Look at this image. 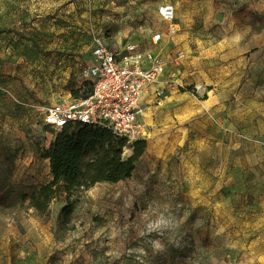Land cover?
Here are the masks:
<instances>
[{
  "label": "rangeland",
  "instance_id": "obj_1",
  "mask_svg": "<svg viewBox=\"0 0 264 264\" xmlns=\"http://www.w3.org/2000/svg\"><path fill=\"white\" fill-rule=\"evenodd\" d=\"M167 4L173 36L158 14ZM192 7L193 28L226 46L206 54V84H190L206 87L204 100L187 90L189 60L175 44ZM95 35L154 53L165 73L150 92L165 98L140 101L146 148L129 179L75 194L67 219L59 191L40 217L20 198L52 180L42 154L59 132L36 110L83 85ZM181 92L184 101L172 98ZM260 212L264 0H0V264H256Z\"/></svg>",
  "mask_w": 264,
  "mask_h": 264
},
{
  "label": "built area",
  "instance_id": "obj_2",
  "mask_svg": "<svg viewBox=\"0 0 264 264\" xmlns=\"http://www.w3.org/2000/svg\"><path fill=\"white\" fill-rule=\"evenodd\" d=\"M158 14L169 25L167 35H175L174 7L168 4L160 6ZM161 37L160 33L155 34L153 43L160 42ZM164 69L162 61L154 53L144 51L135 43L115 47L95 35L89 64L81 71L82 80L91 86L90 93L55 104L40 105L36 113L43 126L58 132L67 126H97L110 130L127 143L144 140L147 132L139 120L141 97L158 82L165 73ZM186 88L201 100L208 93L206 87L197 84ZM165 93V89L154 91L156 105H161Z\"/></svg>",
  "mask_w": 264,
  "mask_h": 264
},
{
  "label": "trees",
  "instance_id": "obj_3",
  "mask_svg": "<svg viewBox=\"0 0 264 264\" xmlns=\"http://www.w3.org/2000/svg\"><path fill=\"white\" fill-rule=\"evenodd\" d=\"M90 91L91 86L87 82L76 89H69L72 98L85 96ZM126 143L125 139L104 127H64L42 154L48 160L52 180L33 188L29 194H22L20 202L43 217L48 215L50 202L61 191L66 204L60 215L67 219L77 198L75 194H81L98 183L116 184L132 176L146 142H134L132 154L124 158L122 154Z\"/></svg>",
  "mask_w": 264,
  "mask_h": 264
},
{
  "label": "crops",
  "instance_id": "obj_4",
  "mask_svg": "<svg viewBox=\"0 0 264 264\" xmlns=\"http://www.w3.org/2000/svg\"><path fill=\"white\" fill-rule=\"evenodd\" d=\"M206 10V4L203 5ZM194 7H192L190 16L185 20V26H190V30H186L182 32L181 36L176 39V43L178 48L184 51L188 57L187 69L190 74L184 75L183 78L185 79V83L189 86L191 83L203 82L206 84V54L208 56H219L220 52L226 48L224 41H211L206 42V29H202L201 31H196L193 27L195 26L194 21L192 20L193 17L196 15V10L199 12L198 8L194 11ZM198 14V13H197ZM206 16V13H205ZM203 26L206 27V20L203 22ZM182 26V25H181ZM225 57V56H224ZM181 77V79H183ZM151 88V87H150ZM150 88L148 92L142 95V100L144 97L147 96L149 100H153L154 98V91L150 92ZM175 90H171L170 92H174ZM177 93V92H176ZM189 92L173 94L172 98H176L177 100L184 101L186 99V95ZM170 98V97H169ZM146 100V99H145ZM202 109L201 111L204 112V116L206 117V101L202 102ZM206 119V118H205ZM252 224L253 226H257L256 230L260 232L264 231V213L260 212L257 215H252ZM260 227V228H259ZM257 253L255 262L256 264H264V244L257 243L256 246Z\"/></svg>",
  "mask_w": 264,
  "mask_h": 264
},
{
  "label": "bare ground",
  "instance_id": "obj_5",
  "mask_svg": "<svg viewBox=\"0 0 264 264\" xmlns=\"http://www.w3.org/2000/svg\"><path fill=\"white\" fill-rule=\"evenodd\" d=\"M146 119L148 122H151V117L149 116V114H146Z\"/></svg>",
  "mask_w": 264,
  "mask_h": 264
}]
</instances>
